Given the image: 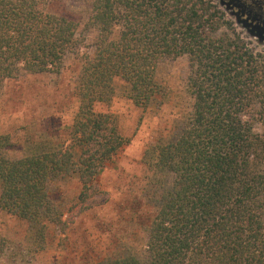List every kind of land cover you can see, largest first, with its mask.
<instances>
[{"label":"trees","instance_id":"16d2710c","mask_svg":"<svg viewBox=\"0 0 264 264\" xmlns=\"http://www.w3.org/2000/svg\"><path fill=\"white\" fill-rule=\"evenodd\" d=\"M87 25L97 37L82 53L70 141L39 142L11 159L0 135V208L41 237L60 224L49 183L76 177L85 202L129 142L95 106L111 101L116 79L141 110L160 104L159 64L185 55L192 106L151 149L154 210L145 201L133 211L145 226L143 247L97 264H264V132L252 123L257 115L264 126V60L213 0H93ZM76 30L43 0H0V85L22 71L60 73L68 55L81 53Z\"/></svg>","mask_w":264,"mask_h":264},{"label":"rangeland","instance_id":"374dc122","mask_svg":"<svg viewBox=\"0 0 264 264\" xmlns=\"http://www.w3.org/2000/svg\"><path fill=\"white\" fill-rule=\"evenodd\" d=\"M43 1L47 12L76 21L81 53L68 55L58 74L22 71L0 85V135L8 136L3 153L11 159L36 151L39 142L69 143L68 128L78 110L82 53H89L97 37V31L87 25L93 0ZM219 7L257 59L264 60V42L251 36L230 12ZM188 74L187 56L163 59L156 79L165 87V97L144 111L128 98L125 83L114 81L111 101L97 104L95 109L112 114L119 132L129 142L101 171L96 190L85 202L78 199L80 185L76 177L49 183L50 196L63 214L60 224L46 225L43 237L0 208V264H97L101 259L140 253L146 232L145 226L136 224L133 211L145 201L151 203L147 206L149 212L154 210L150 206L155 193L151 149L160 136L170 134L173 122L191 109ZM252 123L256 133L264 132L257 115ZM170 180L167 176L164 182Z\"/></svg>","mask_w":264,"mask_h":264},{"label":"flooded vegetation","instance_id":"af4514ba","mask_svg":"<svg viewBox=\"0 0 264 264\" xmlns=\"http://www.w3.org/2000/svg\"><path fill=\"white\" fill-rule=\"evenodd\" d=\"M236 22L258 41L264 42V0H218ZM226 3L229 4L227 8ZM244 21V22H243Z\"/></svg>","mask_w":264,"mask_h":264},{"label":"water","instance_id":"95a60500","mask_svg":"<svg viewBox=\"0 0 264 264\" xmlns=\"http://www.w3.org/2000/svg\"><path fill=\"white\" fill-rule=\"evenodd\" d=\"M227 8H229V4L226 3ZM244 22V21H243Z\"/></svg>","mask_w":264,"mask_h":264}]
</instances>
